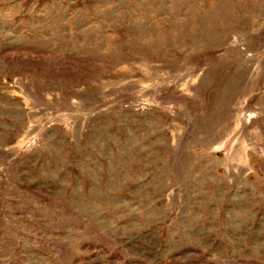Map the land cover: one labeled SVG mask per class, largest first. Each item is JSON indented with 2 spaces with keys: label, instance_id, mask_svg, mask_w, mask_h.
<instances>
[{
  "label": "rangeland",
  "instance_id": "374dc122",
  "mask_svg": "<svg viewBox=\"0 0 264 264\" xmlns=\"http://www.w3.org/2000/svg\"><path fill=\"white\" fill-rule=\"evenodd\" d=\"M0 264H264V0H0Z\"/></svg>",
  "mask_w": 264,
  "mask_h": 264
}]
</instances>
